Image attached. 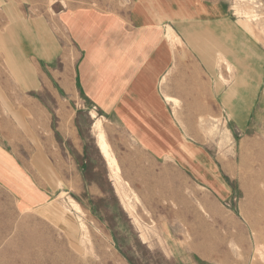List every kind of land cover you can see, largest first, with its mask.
Masks as SVG:
<instances>
[{
	"label": "rangeland",
	"instance_id": "rangeland-1",
	"mask_svg": "<svg viewBox=\"0 0 264 264\" xmlns=\"http://www.w3.org/2000/svg\"><path fill=\"white\" fill-rule=\"evenodd\" d=\"M222 2L264 53V0ZM28 5L65 33L64 12L93 9L120 16L122 10L133 12L136 0H28ZM24 102L0 60V264H263L264 248L258 249L250 225L262 228L257 216L264 220V79L239 132L220 115L208 128L193 130L198 136L160 137L134 128L137 137L111 125L99 105L87 104L94 118L83 124L86 162H77L84 185L38 183L31 165L46 176L42 158L48 154L25 115L17 113ZM31 109L43 118L42 107ZM71 118L64 114L67 128ZM99 120L119 181L101 151L94 129ZM153 145L170 151L148 152ZM186 147L191 156L183 163L176 150ZM52 156L55 180L59 170L77 174L63 145Z\"/></svg>",
	"mask_w": 264,
	"mask_h": 264
},
{
	"label": "crops",
	"instance_id": "crops-1",
	"mask_svg": "<svg viewBox=\"0 0 264 264\" xmlns=\"http://www.w3.org/2000/svg\"><path fill=\"white\" fill-rule=\"evenodd\" d=\"M223 3L136 0L134 11L120 16L64 12L67 30L59 33L28 0H0V60L25 101L17 113L48 154L46 176L31 165L38 183H86L77 162H86L83 124L94 118L87 104L99 105L111 125L137 137L134 128L160 137L198 136L193 130L220 115L232 130L245 129L263 83L264 53ZM30 105L43 108L42 121ZM65 113L72 117L68 128ZM60 144L77 174L59 170L55 180L52 152ZM153 146L147 151H170Z\"/></svg>",
	"mask_w": 264,
	"mask_h": 264
},
{
	"label": "bare ground",
	"instance_id": "bare-ground-1",
	"mask_svg": "<svg viewBox=\"0 0 264 264\" xmlns=\"http://www.w3.org/2000/svg\"><path fill=\"white\" fill-rule=\"evenodd\" d=\"M70 69V68H69ZM68 69V70H69ZM68 72V71H67ZM70 74V72H69ZM71 77V76H70ZM66 78V77H65ZM170 102V101H169ZM65 124L67 126L70 125V121L69 120H66ZM94 129H95V132H96V135L98 136V139H99V144H100V147H101V151L104 155V158L107 160L108 164L111 166V167H115V174H116V178L117 180L119 181V176H118V165H117V162H116V159H115V156H113V154L111 153L110 151V147L106 141V133H105V129H104V125H103V121L99 120L95 125H94ZM245 147V143L243 145ZM185 148H180V149H177V153H178V156L180 157V161H182L183 163H185L187 160H189V157L191 155L190 152L188 151H185L184 150ZM177 163V162H176ZM114 172V171H113ZM133 194L135 195V193L133 192ZM139 200V199H138ZM258 223L260 224V222L263 221V227L262 228H257L256 226L254 225H250L254 231V236H255V242L258 246V249H261L262 251V248H264V241H262V236L264 235V220L263 219H259V217L257 216V220ZM244 238V237H243ZM240 254V253H239ZM260 255V254H259ZM263 257V255H262ZM261 258V257H259ZM258 259V258H257ZM255 259V260H257ZM263 259V258H262ZM261 261V260H259ZM254 263V262H253ZM264 264V262H263Z\"/></svg>",
	"mask_w": 264,
	"mask_h": 264
}]
</instances>
